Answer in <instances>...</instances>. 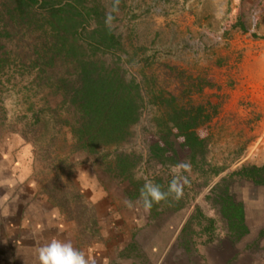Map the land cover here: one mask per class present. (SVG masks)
<instances>
[{"label": "rangeland", "instance_id": "1", "mask_svg": "<svg viewBox=\"0 0 264 264\" xmlns=\"http://www.w3.org/2000/svg\"><path fill=\"white\" fill-rule=\"evenodd\" d=\"M97 1L121 38L127 77L136 79L145 96L141 118L127 142L87 155L73 148L67 129L44 133L27 126L32 111L43 106V94L14 65L0 84L2 200L30 180L34 189L25 212L34 224L50 228L46 233L39 227L32 236L38 245L48 244L49 236L70 241L96 264H264V217L236 237L214 203L238 171L264 166V0ZM17 40L9 46L19 51ZM160 94L201 105L211 119L197 163L180 152L178 164L190 165L182 195H169L145 212L141 194L133 196L136 187L114 177L109 163L116 154L133 153L139 187L147 179L168 190L178 164L158 165L147 141L165 110ZM5 210L0 264L34 262L35 250L13 245L5 233L13 219Z\"/></svg>", "mask_w": 264, "mask_h": 264}, {"label": "trees", "instance_id": "2", "mask_svg": "<svg viewBox=\"0 0 264 264\" xmlns=\"http://www.w3.org/2000/svg\"><path fill=\"white\" fill-rule=\"evenodd\" d=\"M16 38L19 51L9 46ZM122 52L121 38L97 0H0V84L18 65V74L26 76L44 100L27 126L44 133L67 129L73 148L87 155L127 142L145 107L140 84L127 77ZM158 101L165 110L157 134L147 138L150 158L158 165H175L187 153L196 164L205 151L211 115L201 105L179 104L174 95L160 94ZM138 161L133 153H119L109 163L114 177L136 187L133 196L142 190L132 175ZM237 174L264 183V166ZM214 203L236 237L248 231L243 206L234 200L229 185Z\"/></svg>", "mask_w": 264, "mask_h": 264}, {"label": "crops", "instance_id": "3", "mask_svg": "<svg viewBox=\"0 0 264 264\" xmlns=\"http://www.w3.org/2000/svg\"><path fill=\"white\" fill-rule=\"evenodd\" d=\"M264 73V69H263ZM263 95V106H264V93ZM260 167V166H257ZM262 167V166H261ZM24 170V169H23ZM264 177V174H263ZM258 178L252 179L250 177H247L245 175L237 174L235 176L234 182L229 184V191L234 200L238 203H241L244 210V217H245V224L247 229H250L251 225H253L254 220H260L262 217H264V183H258L256 182ZM30 182L26 185V187H23L24 190L20 189L19 191L14 190L7 199L2 200V194H0V214L5 215L7 212H5L6 208L10 214V218L12 219V222L5 223V233H9L8 235H12L13 238L11 239V243L14 245L16 244L19 246L23 245L24 248H33L35 250L36 254V260L34 262H30L28 264H39L38 260V250L39 248L43 247L44 245H38V238L32 237L35 233L38 234V228H46V223L39 225V223L34 224L33 221H31L29 215L25 212V205L32 200V190L34 189V186ZM10 185V184H9ZM15 185V184H14ZM14 185H12L14 187ZM1 187V186H0ZM32 189V190H31ZM42 213H46V211L42 210ZM11 220V219H10ZM14 221V222H13ZM34 224V228L31 229V225ZM53 224V225H52ZM56 219L54 218L51 221L52 225L51 227L56 230ZM50 229V228H49ZM46 228V233L49 230ZM26 232L27 234H30L29 237L21 236L24 235ZM4 233V234H5ZM48 235V234H47ZM4 237H0V246L3 243ZM56 240V237L51 238L49 236L47 239H45L44 243H50L51 241ZM28 244L27 246H25ZM21 246L19 248H21ZM22 246V247H23ZM13 247V246H12ZM14 248V247H13Z\"/></svg>", "mask_w": 264, "mask_h": 264}, {"label": "clouds", "instance_id": "4", "mask_svg": "<svg viewBox=\"0 0 264 264\" xmlns=\"http://www.w3.org/2000/svg\"><path fill=\"white\" fill-rule=\"evenodd\" d=\"M190 168L189 164H178L172 167V181L167 191H163L161 187L146 178V182L141 190L140 200L145 212H149L154 203L165 200L169 195L179 198L183 192V182L186 179L183 175L184 171ZM83 172V171H82ZM87 174L86 172H84ZM142 177L137 176L136 179ZM79 179V177H78ZM7 197H5V200ZM129 208L133 207L131 201L127 202ZM39 264H96V261L88 257L84 251L77 249L69 242L53 240L38 250Z\"/></svg>", "mask_w": 264, "mask_h": 264}]
</instances>
